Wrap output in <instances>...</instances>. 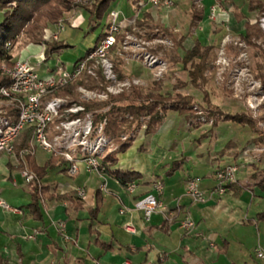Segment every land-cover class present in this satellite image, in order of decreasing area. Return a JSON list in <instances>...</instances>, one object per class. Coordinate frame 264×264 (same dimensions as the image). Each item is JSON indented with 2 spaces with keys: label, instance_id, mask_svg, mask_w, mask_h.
Instances as JSON below:
<instances>
[{
  "label": "crops",
  "instance_id": "obj_1",
  "mask_svg": "<svg viewBox=\"0 0 264 264\" xmlns=\"http://www.w3.org/2000/svg\"><path fill=\"white\" fill-rule=\"evenodd\" d=\"M31 56L38 63L45 61L41 45L29 44L20 51L22 59L29 60ZM46 71L44 75L50 69ZM176 114L167 111L150 135L145 136L144 130L139 132L125 151L116 154L117 162L111 169L140 175L134 179L137 186L133 192L126 191L107 172H88L80 166L78 173L70 175L61 159L44 178L36 179L37 183L48 186L47 194L82 188L85 198H80V205L73 199L42 198L41 219L34 218L28 209L31 183H26L20 174L24 165L32 171L27 158L22 162L0 153V193L18 209L0 207V257L9 263L3 257L8 249L16 253L22 264H123L125 260L130 264H264V257L256 254L258 248L264 251V221L257 218V214L264 213V192L255 186L252 176L264 168V155L256 160L250 154L235 156L236 152L226 150L219 143L221 140L236 145L235 139H239L228 138V133L221 132V121L214 127L218 132L213 135L215 144L208 146L211 134L199 142L195 135L199 129H194L195 133L189 130L185 118ZM228 126L232 125H226L227 129ZM36 153L37 150L28 156L40 166L51 157L41 153L38 159ZM176 160H181L180 167L169 171ZM234 163L239 170L233 187L223 195L210 194L215 186L216 167ZM190 178L198 179L200 189L208 196L205 202L195 203L186 195L185 186ZM103 180L105 189L100 188ZM5 182L17 188L15 192L1 186ZM155 182L163 186L159 195L162 208L146 219L135 202L154 193ZM97 192L101 203L92 218L90 209L95 205ZM185 215L194 221L189 230L180 225Z\"/></svg>",
  "mask_w": 264,
  "mask_h": 264
},
{
  "label": "rangeland",
  "instance_id": "obj_2",
  "mask_svg": "<svg viewBox=\"0 0 264 264\" xmlns=\"http://www.w3.org/2000/svg\"><path fill=\"white\" fill-rule=\"evenodd\" d=\"M92 2L93 0H75L77 6L65 11L56 23L48 22L42 30L41 37L44 41H62L67 44L66 47L52 53L50 58L44 62L38 63V60L33 56L29 60L20 58V51L29 44H33L41 45L44 52L45 44L33 42L25 44L23 38H20L11 46L6 44L8 53L12 56L11 62L14 64L17 60H27L42 76L47 72L46 70L53 69L56 63L70 69L95 45L100 32L102 33L107 26L109 11L115 10L119 12L120 18H124V21L121 22L120 32L116 36L115 44L110 49L109 58L112 63V70L117 77L129 81V85L120 93L128 91L132 85H137L143 92H148L154 82L160 81L162 93L171 96H175L176 93L191 96L194 102L193 107L200 116L198 121L196 119L191 122L186 121L187 125L190 126L188 129H199L195 134L199 142L204 136L211 134L208 145L210 147L215 144L216 136L213 137V135L218 132L214 128L210 129L212 120L205 116L204 92L207 93L209 101L213 105H218L223 112L246 113L256 121L257 133H264V82L258 74L259 67L264 66V12L248 11L247 0H213V2L211 0H203V2L201 0H171L168 5L165 0L157 3L150 0H115V3L112 2L109 5L106 10L107 13L105 12L101 19L94 20L90 25L89 14L81 5L91 6ZM211 6L215 9L214 17L209 14ZM234 8L243 14L242 20L236 18ZM143 11L147 12L144 14ZM198 11L203 16L202 20L196 22L194 26H190L193 13ZM245 21L257 23L261 30L260 37L252 38L253 45H248L243 40L242 33L244 32ZM93 24L94 26H92ZM61 25H63L62 29H60ZM182 38L184 39L181 40ZM196 39L201 44L212 45L206 62L204 81H201L200 87L192 85L187 76V71L178 62V59L184 55V51L190 48ZM141 52H149L165 60L166 68L154 65L145 66L143 58L138 55ZM13 64H2L0 67L1 74H4L3 68H10ZM119 72L123 73L124 76L120 77ZM106 82L98 70L96 79L92 76H81L72 83L58 87L52 96L68 97V99L78 101L83 105L84 102L88 101H106L110 95H118L119 93L109 94L106 97L97 95L94 97L92 95L94 98L86 99L82 98L81 93L77 91L79 85L86 89L97 87L105 90ZM60 89H64L65 92L58 93ZM83 93L88 95L87 92ZM108 109L109 106H106L102 109H86V111L93 113L94 119L96 113L105 114ZM125 117L128 116L125 115ZM221 122H223L220 125L221 132L228 133V138L239 139H235L236 145L234 142L221 140L219 143L224 145L226 150L236 152L235 156L240 153L243 155L250 154L256 160L264 155L262 149L252 142L253 138H250V136H256V132L237 123ZM226 125L232 126H228L229 129H227ZM144 129L145 125L142 124L136 135L139 132L142 133ZM20 137L14 142V150ZM126 137V134L120 136L121 139ZM106 138L109 142L102 149L101 159L118 146L114 139L109 136ZM238 147L240 148L238 149ZM41 153L45 157L48 156L41 149H37L38 159ZM230 162L233 160L231 159ZM17 180L21 184L18 176ZM1 186H6L11 192H15L17 189L10 186L9 182H5ZM3 257L9 261V264H22L14 251L7 249L3 252Z\"/></svg>",
  "mask_w": 264,
  "mask_h": 264
},
{
  "label": "built area",
  "instance_id": "obj_3",
  "mask_svg": "<svg viewBox=\"0 0 264 264\" xmlns=\"http://www.w3.org/2000/svg\"><path fill=\"white\" fill-rule=\"evenodd\" d=\"M150 1L157 3L161 0ZM168 2L171 3V0H165L167 5ZM210 10L209 14L214 17V7L211 6ZM122 21L124 18H120L119 12L110 10L103 35L70 69L56 63L52 70L42 76L27 60H17L12 67L3 68L9 82L0 86V153L15 156L23 162L26 156L34 155L37 149H41L50 156L61 158L66 163V170L70 175L78 173L80 166L88 172L103 173L100 154L109 142L103 135L105 119L95 122L93 113L86 111L83 104L68 97L52 96V93L58 87L72 83L84 75L96 79L98 70L107 81L105 90L97 87L86 89L79 85L77 91L81 93L82 98L92 99L95 95L106 97L109 94H118L129 85L128 80L117 77L113 72L109 58L110 49L115 44ZM62 28L63 25L60 29ZM138 55L143 58V64L147 67L154 65L165 69L167 66L165 60L149 52H141ZM83 92H87L88 95ZM24 130L31 133L28 146L15 151L14 142ZM238 170L239 166L235 163L216 167L213 172L215 186L210 194L223 195L228 189L227 185L236 181ZM20 174L26 183L37 179L35 173L25 165L21 168ZM136 186V182L132 180L127 182L124 188L131 193ZM100 188H106L105 180L102 181ZM152 189L154 193H148L135 202L136 209L142 211L146 219L157 209L162 208L159 199L162 184L155 182ZM185 193L195 203H202L208 199L206 193L200 189L197 178L187 180ZM76 194L81 199L85 198V191L82 188H77ZM0 207L18 211L2 198L1 193ZM180 225L183 229L189 230L194 226V221L189 215H185ZM59 226L65 233L64 225ZM63 237L68 239L65 234ZM256 254L258 257H264V251L260 248L256 249ZM123 264L130 262L125 260Z\"/></svg>",
  "mask_w": 264,
  "mask_h": 264
},
{
  "label": "trees",
  "instance_id": "obj_4",
  "mask_svg": "<svg viewBox=\"0 0 264 264\" xmlns=\"http://www.w3.org/2000/svg\"><path fill=\"white\" fill-rule=\"evenodd\" d=\"M115 0H93L91 6L81 5L89 14L88 19L91 23L96 19H101L109 5ZM134 1V0H132ZM77 6L75 0H0V67L2 64L12 65V56L8 53L7 45H13L20 38H23L25 44L33 42L35 44H45L43 52L44 59L50 58L52 53L58 52L66 47L62 41L53 40L46 42L41 37L42 30L46 27L47 23H56L65 11ZM248 11L264 12V0H247ZM107 13V12H106ZM234 14L238 20L243 19V14L237 8H234ZM203 18L202 14L194 12L191 17L190 26H194L196 22ZM94 26V24L92 25ZM261 30L257 23L244 22V32L242 33L243 40L248 45H253V39L261 36ZM102 36L100 32L98 39ZM253 38V39H252ZM182 38L181 40H183ZM95 42V43H96ZM212 49V45L201 44L199 40H195L192 46L184 51V55L178 59L182 67L187 71L189 81L193 86L200 87L201 81H204V72L206 70V62L208 55ZM259 77L264 82V66L259 67ZM119 76L123 77V73L119 72ZM9 78L7 75L1 74L0 69V86L7 85ZM68 90V89H67ZM64 89H60L58 93H64ZM206 104V117L211 119V128H214L219 121H229L237 123L240 126H247L253 132L257 133L256 121L249 117L244 112L227 113L223 112L218 106L213 105L204 92L203 98ZM87 110L102 109L109 106L105 114L96 113L94 121L99 122L105 119L103 133L114 139L118 146L115 150L111 151L101 159V166L103 172L112 174L121 184L140 177L138 172L123 171L120 169H111L116 164V154L125 151L134 139V136L145 125V136L150 135L158 124L164 118L168 110L176 111L178 115L183 116L187 122L196 119L198 121L199 114L194 109V102L191 96L176 93L171 96L161 92L160 81L154 82L148 92H143L137 85H132L128 91L119 93L118 95H110L109 99L102 102H84ZM127 115L128 117H125ZM105 117V118H104ZM142 120V121H141ZM126 134L125 139L120 136ZM30 139V132L25 130L19 140L15 144V150L27 147ZM253 143L262 149L264 152V133H257L253 138ZM141 149V147H140ZM29 168L35 173L37 179L41 180L46 175V172L53 168L62 160L59 157L51 156L43 165H37L34 158L26 156ZM181 160L173 162L169 171L179 168ZM255 186L264 192V168L257 170L253 175ZM31 200L28 204L30 214L37 219L42 218L40 211V201L42 198L49 197L56 201L65 199H73L77 205H80L81 199L76 195L75 191H70L62 194H47L48 186L45 184L39 185L36 180L30 182ZM234 182L227 185L228 190L233 187ZM95 205L90 209V216H96L101 199L99 192L96 193ZM259 220L264 221V213L257 214ZM0 264H9L5 259L0 257Z\"/></svg>",
  "mask_w": 264,
  "mask_h": 264
}]
</instances>
